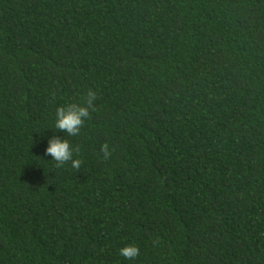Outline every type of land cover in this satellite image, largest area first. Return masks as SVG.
<instances>
[{
  "label": "trees",
  "instance_id": "obj_1",
  "mask_svg": "<svg viewBox=\"0 0 264 264\" xmlns=\"http://www.w3.org/2000/svg\"><path fill=\"white\" fill-rule=\"evenodd\" d=\"M0 264H264V0H0Z\"/></svg>",
  "mask_w": 264,
  "mask_h": 264
},
{
  "label": "clouds",
  "instance_id": "obj_2",
  "mask_svg": "<svg viewBox=\"0 0 264 264\" xmlns=\"http://www.w3.org/2000/svg\"><path fill=\"white\" fill-rule=\"evenodd\" d=\"M96 93L91 89L85 94L82 103H69L66 106L57 108L55 127L70 136L79 134L80 129L84 126L85 120L90 117V109L94 110V100ZM79 146L73 148L66 139H59L55 136L49 139L46 155H50L56 162V167L60 168L67 162H71L74 169L81 168L82 161L73 159V154L79 153ZM101 151L105 159L111 156L109 145L104 143ZM120 255L126 259H134L139 254V248L134 245H128L119 250Z\"/></svg>",
  "mask_w": 264,
  "mask_h": 264
}]
</instances>
